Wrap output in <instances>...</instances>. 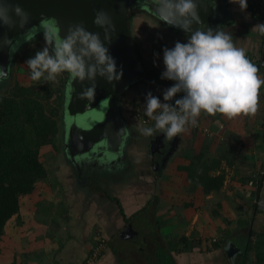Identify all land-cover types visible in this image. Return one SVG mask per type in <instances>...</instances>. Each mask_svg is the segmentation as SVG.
I'll use <instances>...</instances> for the list:
<instances>
[{"label":"crops","instance_id":"obj_1","mask_svg":"<svg viewBox=\"0 0 264 264\" xmlns=\"http://www.w3.org/2000/svg\"><path fill=\"white\" fill-rule=\"evenodd\" d=\"M214 1L215 29L231 33L236 46L246 49L248 58L258 63L259 73L264 77V68L259 65L264 35L261 39V34L253 28L263 23L251 17L247 8L241 11L238 3ZM153 28L164 34L160 47L171 49L177 41L187 42L188 36L171 32L160 24ZM144 46L145 41L136 40L135 54L145 77L125 90L126 95L120 103V117L128 120L125 126L130 145L125 148L121 145L119 159L110 158L105 160L104 166L91 168V176L84 182L67 174L68 179L74 177L75 182L60 184L55 205H59L62 218L44 209L47 203L43 201L45 198L36 199L38 191L24 197L28 200V208H23L20 215L35 216L28 238L29 251L17 256L16 245H11L9 251L1 248L0 254H6V257L0 264H20L21 257L25 258L24 264H30L27 257L33 264H79L86 250L96 241L95 236L102 240L104 250L93 264H233L235 257L225 254L228 245L241 250L245 245V236L241 235L243 229L251 232L257 218L263 225L264 205L258 204L257 209L251 205L256 201L264 202L263 178L256 199L254 188L244 187V183L245 191L241 195L246 206L241 210L238 208L242 204L232 203L228 196V191H240L235 183L237 187L229 186L227 192L222 193L219 188V191L204 194L198 182L206 171L204 152L212 149L215 153L217 144L224 140L237 143L243 134L246 137L243 148L253 153V160L258 164L257 169L250 172L251 176L256 178L260 173L259 166L264 168V87L260 89V107L255 116L229 120L221 114L209 116L202 112L197 124L206 128L210 136L188 126L185 132L168 139L157 130L154 133L158 137L156 146L154 137L142 135L139 128L143 126L130 117L131 103L136 98H144L149 92L158 97L164 92L159 89L164 82L156 78L165 70L163 49L152 53L154 61L147 63ZM165 83L167 89L175 82L168 80ZM181 95L177 94L174 99ZM235 125L240 127L237 135L233 133ZM152 126L154 124L149 127ZM231 132L236 137L234 141L226 138ZM213 169L216 170L215 166ZM237 192L233 199L238 198ZM212 197L215 202L210 201ZM213 205L217 210H211L213 217L208 218L205 213ZM40 208L42 212H38ZM228 214L230 218L223 217ZM43 220L49 222L45 224ZM62 222L64 230H61ZM222 236L224 242L221 243Z\"/></svg>","mask_w":264,"mask_h":264},{"label":"clouds","instance_id":"obj_2","mask_svg":"<svg viewBox=\"0 0 264 264\" xmlns=\"http://www.w3.org/2000/svg\"><path fill=\"white\" fill-rule=\"evenodd\" d=\"M231 2L238 3L241 11L247 8V0ZM152 4L161 21L191 32V35L186 43L177 41L173 48L163 49L165 70L161 79L175 83L164 90V102L151 92L147 93L145 115L154 121V126L141 127L140 133L149 137L158 130L172 139L185 132L189 125L195 127L202 112L209 116L221 114L229 120L255 116L260 107L264 77L248 58L246 49L236 46L231 33L206 28L200 21L196 0H152ZM212 6L215 8L214 0ZM30 18L19 4L0 0V26L24 28ZM93 24L102 30L103 39L100 32L88 31L82 22L70 25L62 37L55 19L44 20L41 26L45 46L25 62L31 79L56 81L66 72L73 81H88L90 86L85 94L92 97L97 77L107 82L119 81L122 72H117L116 62L106 46L112 41L115 25L104 10L95 12ZM194 24L199 27L193 31ZM253 28L264 35V24ZM34 31L33 28L23 33L25 42L33 39ZM19 43L6 37L0 40L10 52H15ZM3 78H6V71L0 69V79ZM177 94L182 95L174 99Z\"/></svg>","mask_w":264,"mask_h":264},{"label":"water","instance_id":"obj_3","mask_svg":"<svg viewBox=\"0 0 264 264\" xmlns=\"http://www.w3.org/2000/svg\"><path fill=\"white\" fill-rule=\"evenodd\" d=\"M196 2L201 23L206 28L214 29L216 12L212 6L213 0H196ZM12 3L19 4L31 18L24 28L9 29L0 26V40L6 37L14 42L17 40L21 42L26 38L23 33L33 28L34 32L43 29L42 22L49 18L55 19L62 37L70 25L82 22L88 31L100 32L103 39L102 30L93 24L94 15L98 10H104L110 15L115 25V33L111 43L106 46L116 62L117 72H122V76L119 81L112 82L97 77L95 95L92 97L85 94V89L90 86L88 81L83 83L73 81L67 73L64 104L66 128L63 148L71 161L80 160L81 156L96 152L100 155L106 153L113 157V160L119 157L121 145L128 133L119 114L121 97L127 87L145 77L129 32V12L144 10L161 24L185 36L189 37L191 32L161 21L152 0H12ZM197 27L199 25L194 24L193 31ZM11 55L9 47L0 44V69L5 70L6 75ZM259 65L264 68V38ZM154 136L155 134L152 135ZM103 160L105 159H102L104 163ZM236 253L238 250L231 244L228 245L225 251L226 256L232 257Z\"/></svg>","mask_w":264,"mask_h":264},{"label":"rangeland","instance_id":"obj_4","mask_svg":"<svg viewBox=\"0 0 264 264\" xmlns=\"http://www.w3.org/2000/svg\"><path fill=\"white\" fill-rule=\"evenodd\" d=\"M131 10L130 12H132ZM129 12V14H130ZM129 17V15H128ZM151 19L148 18V16L140 14V13H134L131 15L130 19V26H129V32L131 39L134 44V50H135V42L136 40L139 42L145 41L144 46V58L145 62L152 63L154 61L152 53L155 54V52H159L160 48L164 49V47H160V43L164 39V34L161 35L158 33V30L153 28L155 24H153ZM154 25V26H153ZM163 38V39H162ZM26 39V38H25ZM25 39L19 43V46L15 52H12V55L10 57V61L12 60L11 65H8L7 75L6 78L0 79V98H6L9 96L11 90L15 85L17 86H23L27 88H31L32 92L39 93L43 92L45 89L50 87H59L61 92V98L58 100L56 98L57 92H54L48 102L44 103V114L48 116V108L55 107L56 103L59 102L58 108L56 109V113L51 117L55 121V129L56 132L52 137H49V141L44 146L40 147L38 150V160L42 164L44 171H45V178L42 180L36 181L35 188L39 192V196L36 197L43 200L47 207L44 209L49 210L50 212H53L62 218L64 216L62 213H60L59 205L56 204V198L59 195L60 190V184L63 185L64 183L68 182H75L74 177L71 179H68L67 174L71 173L73 176L79 178L84 182L87 178V176H91V168H96L99 166V163L102 164V159L108 160L107 158H113L109 156L106 153H93L90 155V153H87L80 157V160L77 161H71V159L66 156L65 150L63 148L64 144V138H65V128H66V121H65V115H64V104H65V89H66V82L68 74L65 72L61 74L59 77H57L56 81H33L31 79V73L27 65L25 64L26 60H28L31 57H34L35 53L38 50H41L45 46V41L43 38V29H38L36 32H34L33 39H31L28 42H25ZM9 61V62H10ZM164 70H162L163 72ZM158 79H160V82H164V84L159 88L161 91L166 90V83L168 80L161 79V76L157 75ZM139 83V82H137ZM136 83V84H137ZM128 91V90H126ZM58 93V94H59ZM126 95V92L125 94ZM121 103V102H120ZM241 118V116H240ZM244 123V122H243ZM243 126V124H242ZM241 126V127H242ZM240 127L236 126L234 127V134L237 135V130ZM251 129V128H250ZM245 130V129H244ZM229 134L226 138L228 140L235 139V135L233 133ZM240 132V129H239ZM246 134V133H245ZM248 135V133H247ZM242 141H241V140ZM234 141V140H233ZM246 137L244 134L241 137H238L237 143L235 141L233 143H229L227 140L222 141L221 143L217 144V151L215 149V153H213V150L211 149L210 152L205 151L204 152V165L207 167L206 171L203 172V175L207 173V175H213L214 172H217V174H222L224 176L225 184L221 185L220 189L223 192H227L228 187H237L240 188V191H228L229 198H231V202L235 204V202H240L242 205L238 208L241 210V208H244L246 206V202L243 201V197L241 195L242 191H245L243 188L244 182L248 177H251V171L253 169H257L256 162L253 160V153L247 151L244 147L246 144ZM219 142V141H218ZM209 149V148H207ZM102 152V151H101ZM220 155V156H219ZM76 160V159H74ZM217 164V166H215ZM254 164V165H253ZM215 166L216 170L208 168H211V166ZM264 166V165H263ZM260 166L258 172H261ZM214 174V175H217ZM260 174V173H258ZM199 180V179H197ZM243 180V181H241ZM238 182V183H237ZM236 185H235V184ZM223 184V183H222ZM248 187V186H244ZM252 188V187H249ZM262 191L264 196V176H263V183H262ZM55 191V192H54ZM219 191V190H217ZM36 192V193H38ZM212 192V191H211ZM237 192V199H233V194ZM218 196V194H217ZM25 200H20V208L19 211L21 213L23 212V208H28L27 203L28 200L24 198ZM239 200V201H237ZM210 201L215 202V198L212 197ZM239 203V204H240ZM255 203V204H254ZM253 204L256 205V209L258 204L264 205V202L260 203L258 201L254 202ZM252 205V204H251ZM34 208H38L34 206ZM235 208V206H234ZM252 208V206H251ZM40 211L43 210L40 208ZM211 210H217V206L211 207L210 210H208L205 215L210 218L213 217ZM264 213V208L262 209ZM48 212V211H47ZM62 214V215H61ZM229 217L228 215H223V217ZM252 216V214H251ZM230 218V217H229ZM254 218H256L254 216ZM258 219V218H257ZM255 219V223L253 224L251 228V232H248L247 229H243L241 232V235L245 236V240L252 242L256 240V235L258 233H264V223L261 224L262 221ZM264 220V217H263ZM35 221V216H28V215H19L18 219L11 220L9 223H7L4 228L2 235L0 236V249L4 248L6 251L10 249L11 245H16L15 251L16 255L19 256L20 254H25L29 251V236L31 232V222ZM44 221V220H43ZM45 224L49 221H44ZM222 222L224 223V219H222ZM62 226L61 230H64L65 226L64 223L60 225ZM62 232V231H61ZM193 235V234H191ZM36 238V237H35ZM98 238L95 236V240ZM63 238L61 237V241ZM250 241V242H251ZM38 241H35L37 243ZM88 250V249H87ZM86 250V252H87ZM9 251V250H8ZM226 251V250H225ZM85 252V253H86ZM18 253H20L18 255ZM15 255V256H16ZM6 257V254H0V260L4 262ZM34 257V255H33ZM250 258L252 259V254H250ZM21 263L24 264L25 258L21 257ZM26 260L33 264L34 262L30 258H26Z\"/></svg>","mask_w":264,"mask_h":264},{"label":"trees","instance_id":"obj_5","mask_svg":"<svg viewBox=\"0 0 264 264\" xmlns=\"http://www.w3.org/2000/svg\"><path fill=\"white\" fill-rule=\"evenodd\" d=\"M247 9L251 17L259 19L264 24L263 16L254 17L248 6ZM134 13L146 14L148 18L155 24H160L162 28L180 33L161 24L144 10L130 12L129 26L131 15ZM262 37L263 35H261V39ZM252 62L258 67L257 62ZM11 63L12 60L9 62V66ZM59 91V87L53 86L45 89L42 93L39 91L37 93L32 92L30 87L15 85L8 97L0 98V236L4 226L9 221L19 218L20 200L37 191L35 188L36 181L45 178L44 168L38 160V150L47 144L49 137H52L56 132L55 121L51 117L56 113L59 102L56 103V108H48V116L44 114L43 104L48 102L54 92H57L56 98L60 100L61 92L59 93ZM123 122L128 125L126 118H123ZM213 168L214 166H211L208 169ZM257 175V180L252 176L245 180L246 182L247 180L254 181L255 199L258 197L261 180L264 176ZM223 180L222 174L210 176L206 173L200 178L198 185L202 188V192L207 194L219 190ZM252 206L255 208L254 204ZM256 236V240L253 242L251 240L246 241L244 237L245 245L241 246V250L236 248L238 253L232 256L236 259L233 264H264V233H258ZM219 241L224 242L223 236ZM89 251L90 247L86 254ZM250 254H252V259Z\"/></svg>","mask_w":264,"mask_h":264},{"label":"built area","instance_id":"obj_6","mask_svg":"<svg viewBox=\"0 0 264 264\" xmlns=\"http://www.w3.org/2000/svg\"><path fill=\"white\" fill-rule=\"evenodd\" d=\"M247 6L250 8V11L254 17H264V0H247ZM161 102L163 101V96L158 97ZM145 97L136 98L133 102V106L131 109V116L134 121L142 126H147L150 124H154L149 117L145 115ZM192 129L200 131L202 134L206 136H210L209 131L206 128L200 127L198 124L195 127L189 125ZM260 175H264V171L260 172ZM246 186L255 188L254 181L246 182ZM215 241V240H211ZM104 249L102 240H96L95 244L90 248L88 254H86L84 261L82 264H93L96 262L98 257L100 256L101 251Z\"/></svg>","mask_w":264,"mask_h":264},{"label":"flooded vegetation","instance_id":"obj_7","mask_svg":"<svg viewBox=\"0 0 264 264\" xmlns=\"http://www.w3.org/2000/svg\"><path fill=\"white\" fill-rule=\"evenodd\" d=\"M214 29H215V27H214ZM128 88H129V87H127V89H128ZM127 89H126V90H127ZM125 92H126V91H125ZM125 92H124V94H125ZM124 94H123V95H124ZM123 95H122V96H123ZM122 98H123V97H121V99H122ZM120 102H121V101H120ZM131 104H133V102H132ZM120 109H121V105H120ZM130 117H131V113H130ZM131 119H132V118H131ZM133 121H134V120H133ZM134 122H136V121H134ZM125 124H126V123H125ZM136 124H138V123L136 122ZM138 125H139V124H138ZM151 125H153V124H150V125H147V126H143V127H149V126H151ZM139 126H140V125H139ZM157 138H158L157 135H155L154 138H153V139L155 140L156 146L158 145V143H157V141H156V140H158ZM127 144L130 145V138H129V135H127V136L125 137V140H124L123 143H122V147L125 148ZM153 146H155V144H153ZM117 159H119V157H117ZM103 161H104V160H103ZM104 162H105V161H104ZM100 165H101V166H104L103 162H102V164L99 163V166H100ZM105 165H106V164H105Z\"/></svg>","mask_w":264,"mask_h":264}]
</instances>
